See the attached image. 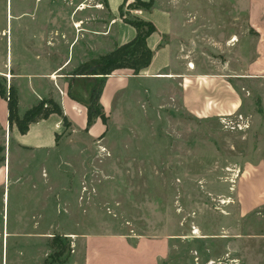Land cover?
I'll list each match as a JSON object with an SVG mask.
<instances>
[{
    "label": "rangeland",
    "instance_id": "374dc122",
    "mask_svg": "<svg viewBox=\"0 0 264 264\" xmlns=\"http://www.w3.org/2000/svg\"><path fill=\"white\" fill-rule=\"evenodd\" d=\"M160 2L191 8L186 0ZM200 3L195 8L228 9L227 2ZM111 20L104 0H0V70L51 73L73 55L68 71L74 72L113 48ZM0 81L6 85L8 78ZM40 82L49 90L48 81ZM107 84L115 88L127 80ZM101 87L88 105L97 114L91 124H102H94L93 133L102 130L91 144L62 149L57 160L13 158L18 185L11 183L7 199L0 188V264H89L80 234L90 232L131 241L163 237L170 251L160 264H264V203L240 208L234 190L246 170L264 165V80L240 86V112L251 119L244 132L226 129L220 117L187 113L176 85L155 99L135 83L118 92L106 111ZM158 100L161 112L153 109ZM235 168L238 177L230 171ZM258 182L263 188L264 178ZM33 188L42 191L40 198L44 194L40 208L26 205ZM17 198L27 218H17Z\"/></svg>",
    "mask_w": 264,
    "mask_h": 264
},
{
    "label": "crops",
    "instance_id": "0c3cea01",
    "mask_svg": "<svg viewBox=\"0 0 264 264\" xmlns=\"http://www.w3.org/2000/svg\"><path fill=\"white\" fill-rule=\"evenodd\" d=\"M159 1L155 0L150 10L132 11L133 15L152 22L156 27L147 39L148 46L154 51L153 59L139 74L117 71L105 77L73 75L68 71L73 55L72 59L58 64L51 73L16 74L8 66L0 70L1 78L7 77L8 73L12 75L5 85V94H0V188H4V198L7 199V189L12 182L18 185L20 175L13 177L11 174L14 157L23 160L24 156H34L49 161L54 155L57 160L62 149L77 151L92 143L102 130L99 127L93 133L94 124H102L98 121L89 124L88 118V105L99 83L102 84L100 102L105 111L118 92L135 83L142 86L139 91L155 99L161 97L167 87L173 89L176 85L183 109L198 118L220 117L242 110V82L264 80V0H216L228 3V9L217 11L195 8L202 5V0H186L191 6L187 10L179 5L165 8L161 2L158 4ZM107 2L112 19L110 26L115 27L114 42L120 45L135 38L136 28L125 22L120 14L125 0ZM243 17L246 18L244 25ZM198 18H210L212 21H199ZM233 37H236L235 41H232ZM79 39L73 44V49ZM116 77L126 79L127 84L109 88L107 82ZM40 81H48L49 90L44 91ZM70 84L72 95L68 92ZM11 85L19 96L21 116L44 99L54 100L61 107L62 114L55 112L39 118L30 124L26 133H22L9 118ZM169 96L174 98L175 95L169 92ZM160 101L153 108L159 107V112L162 111ZM263 167L252 165L246 170V177L237 183L234 190L241 201L240 208L253 209L264 203V187L261 188L258 182V178H264ZM16 171H21L20 167ZM40 193L42 191L31 189L26 205L32 203L33 208H40L44 197L43 194L40 198ZM21 203L17 198L18 219L28 217L20 214ZM32 217H35L34 213ZM80 235L87 249L89 264H160L170 251L168 240L160 236L132 238L131 241L122 234L90 232Z\"/></svg>",
    "mask_w": 264,
    "mask_h": 264
},
{
    "label": "trees",
    "instance_id": "16d2710c",
    "mask_svg": "<svg viewBox=\"0 0 264 264\" xmlns=\"http://www.w3.org/2000/svg\"><path fill=\"white\" fill-rule=\"evenodd\" d=\"M128 1L129 0H125L121 5L120 14L125 22L136 28V37L120 45L114 43V47L110 52L94 56L83 62L72 72L73 75H102L105 77L122 69L129 70L133 74H139L144 68L151 64L154 51L148 46L147 39L155 32L156 27L152 22L133 15L132 11L138 9L150 10L155 4V0H134L131 3H128ZM127 3L128 5L126 6ZM104 6L109 12L107 0H104ZM125 6L129 8L128 10L130 12L124 11ZM131 14L133 16H130ZM5 92L6 86L0 81V94L4 95ZM68 92L69 95H72V84H70ZM9 100L10 121L15 122L22 133H26L30 124L37 121L39 118L47 117L55 112L62 114L61 107L54 100L44 99L21 116L19 114V96L14 85L10 87ZM94 116H97V114L93 111V108L89 106V124L94 120ZM100 116L103 118V122L106 123L104 115Z\"/></svg>",
    "mask_w": 264,
    "mask_h": 264
},
{
    "label": "built area",
    "instance_id": "2783aa9c",
    "mask_svg": "<svg viewBox=\"0 0 264 264\" xmlns=\"http://www.w3.org/2000/svg\"><path fill=\"white\" fill-rule=\"evenodd\" d=\"M235 40H236V37H233L232 41H235ZM6 76L8 78V83H9V81L12 78L11 73H8ZM8 98L10 99V93H9ZM220 120L226 129H230L234 131L244 132L251 127V119L242 112L222 115L220 116ZM230 171L233 172L235 177H238L240 174V170L236 168L231 169ZM193 228L194 230L196 229V227H193ZM193 232L195 233V231Z\"/></svg>",
    "mask_w": 264,
    "mask_h": 264
}]
</instances>
